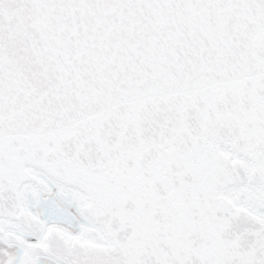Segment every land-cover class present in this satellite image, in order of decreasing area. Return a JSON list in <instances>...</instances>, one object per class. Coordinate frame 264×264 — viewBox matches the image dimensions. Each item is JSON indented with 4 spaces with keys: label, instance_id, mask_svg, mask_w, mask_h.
Masks as SVG:
<instances>
[{
    "label": "snow or ice",
    "instance_id": "obj_1",
    "mask_svg": "<svg viewBox=\"0 0 264 264\" xmlns=\"http://www.w3.org/2000/svg\"><path fill=\"white\" fill-rule=\"evenodd\" d=\"M0 264H264V0H0Z\"/></svg>",
    "mask_w": 264,
    "mask_h": 264
}]
</instances>
